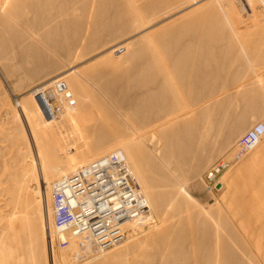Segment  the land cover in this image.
<instances>
[{
	"label": "rangeland",
	"instance_id": "374dc122",
	"mask_svg": "<svg viewBox=\"0 0 264 264\" xmlns=\"http://www.w3.org/2000/svg\"><path fill=\"white\" fill-rule=\"evenodd\" d=\"M263 114L264 0H0V264H74L51 186L115 149L147 208L75 264H264Z\"/></svg>",
	"mask_w": 264,
	"mask_h": 264
},
{
	"label": "built area",
	"instance_id": "2783aa9c",
	"mask_svg": "<svg viewBox=\"0 0 264 264\" xmlns=\"http://www.w3.org/2000/svg\"><path fill=\"white\" fill-rule=\"evenodd\" d=\"M57 90L61 93H48L64 95L65 99L70 97L69 90L60 86ZM48 93L40 98L44 101ZM263 136L264 114L237 138L229 164L251 150ZM222 166H218L216 172ZM50 203L56 234L60 237L64 231L69 232L70 237L59 242L66 247L69 239L72 241L68 250L69 261L74 264L102 253L123 238L124 228L117 224L119 215L123 223L140 217L147 208L141 202L140 188L121 149L103 154L71 175L57 179L51 186ZM111 212H117L115 218Z\"/></svg>",
	"mask_w": 264,
	"mask_h": 264
},
{
	"label": "crops",
	"instance_id": "0c3cea01",
	"mask_svg": "<svg viewBox=\"0 0 264 264\" xmlns=\"http://www.w3.org/2000/svg\"><path fill=\"white\" fill-rule=\"evenodd\" d=\"M262 144L264 145V141H262ZM249 152L246 159L240 162L230 174V182L236 184L238 190H246V187L243 186V181H245V177L248 174L258 177L264 175V149L257 154L252 151ZM256 181L259 182V180Z\"/></svg>",
	"mask_w": 264,
	"mask_h": 264
},
{
	"label": "bare ground",
	"instance_id": "6f19581e",
	"mask_svg": "<svg viewBox=\"0 0 264 264\" xmlns=\"http://www.w3.org/2000/svg\"><path fill=\"white\" fill-rule=\"evenodd\" d=\"M60 130H61V129H60ZM60 130H59V131H60ZM62 130H63V129H62ZM63 132H64V131H63ZM59 139H60V138H59ZM58 142H60V140H58ZM58 142H57V143H58ZM57 143H56V144H57ZM58 146H59V143H58ZM58 146H56V147H58ZM62 147L64 148L63 145H62ZM63 148H62V150H63ZM64 149H65V148H64ZM56 150H57V148H56ZM59 150H60V148H59ZM53 151H54V150H53ZM51 152H52V151H51ZM61 152H62V151H61ZM44 153H46V152H44ZM54 153H55V152H54ZM44 155H45V154H44ZM54 155H56V154H54ZM58 155H60V154H58ZM45 156H46V155H45ZM52 156H53V154H52ZM41 157H42V155H41ZM48 158H49V157H48ZM53 158H54V157H53ZM55 160H57V159H55ZM68 160H70V159L68 158ZM51 161H52V157H51ZM56 163H57V162H56ZM52 164H53V162H52ZM53 165H54V164H53ZM55 165H56V164H55ZM50 166H51V165H50ZM50 166H49V167H50ZM55 168H57V166H56ZM77 169H78V168L71 170L70 173L67 174V175H65V176H69V175H71V174H72L73 172H75ZM38 174H39V173H38ZM52 176H53V175H52ZM37 177H38V176H37ZM54 177H55V176H54ZM62 177H64V176H62ZM60 178H61V177H60ZM58 179H59V178H58ZM43 180H44V179H43ZM46 182H48L47 179H46ZM40 185H41V184H39V186H40ZM37 186H38V185H37ZM39 186H38V187H39ZM40 187H41V186H40ZM37 189H38V188H37ZM41 189L43 190V186L41 187ZM41 189H40V190H41ZM40 190H39V191H40ZM43 192H44V191H43ZM40 194H41V193H40ZM42 194L44 195L45 193H42ZM43 195H42V196H43ZM40 196H41V195H40ZM141 202H142V201H141ZM67 233H68V232H67ZM60 239H63L62 235H60L59 240H60Z\"/></svg>",
	"mask_w": 264,
	"mask_h": 264
}]
</instances>
